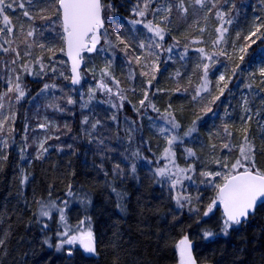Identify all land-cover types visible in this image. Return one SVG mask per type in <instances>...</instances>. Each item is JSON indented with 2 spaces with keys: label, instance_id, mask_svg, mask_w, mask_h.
Segmentation results:
<instances>
[{
  "label": "trees",
  "instance_id": "trees-1",
  "mask_svg": "<svg viewBox=\"0 0 264 264\" xmlns=\"http://www.w3.org/2000/svg\"><path fill=\"white\" fill-rule=\"evenodd\" d=\"M163 1L157 0L158 3ZM250 1L252 4L247 6L244 2H238L239 5L231 8V11L227 4L224 8L234 15L228 37L229 46L231 41L237 38L242 47H247V53L240 54L244 55L243 62L239 60L238 52L229 50L228 46L227 52L232 54L233 58L219 56L216 59L217 63L214 67L210 66L208 74L210 88L207 91L201 90L196 100H193V96L201 88L195 79L203 76L201 61L196 51L190 50L187 60L186 69L193 73V77L190 76L189 79L186 78V73L185 78L183 74L176 75L171 60L177 57L176 55L164 61L165 51L154 49L158 53V59H155L158 70L143 66L144 63H151L154 57L149 56L145 61L141 56V64H137L133 59L131 64L135 68L134 77L129 80L123 71L125 69L123 64L134 55L133 50L137 55L147 51L136 48V43L140 40L145 44L149 43L152 34L143 25H136L135 31L129 32V36L132 37L129 40L130 56H125L124 52L119 50L122 45H119L114 54L112 66L115 68L114 74L129 82V84L124 82L126 91L124 90L123 94L128 100L124 104L123 113L134 116L143 110V107L137 106V101L141 100L145 82L155 76L149 88L152 90L154 84L156 86L152 100L160 111L167 109L173 113L180 125V136L191 128L193 121L196 120V131L186 136L187 138H181L182 142L177 141L172 147L177 161L195 169L191 174L192 179L183 188V194L193 198L191 207H198L200 212L189 211L190 206L187 204L179 207L174 199L179 192L170 187L167 179L156 175V170L166 164L164 159L154 162L155 157L150 151L158 153L157 147H162L163 139L155 135L143 120V123H140L142 137H139L137 142L133 140L129 147L124 138L126 133L121 130L115 131L110 126L108 116L104 115L106 110L99 103L101 101L99 92L94 87L95 94L90 93L89 100V110L93 111H89V137L82 133L85 134L83 141H74L71 151L52 153L41 162L36 160L29 162L24 152L19 156L10 150L4 153L7 159L0 161V239L4 240V244L0 246V264H178L177 245L184 236L192 242V254L197 264H264V205L260 204L246 222L233 226L228 234L224 235L221 230L223 214L219 203L212 213L203 216L216 192L212 185L201 183L205 178L200 176L201 171L210 170L208 162L213 156L218 155L222 163L227 160V164H231L228 157L230 150L222 149V144L229 143L233 155L236 154L235 150L238 152L240 142L244 138V124L241 120L244 115L241 117L238 115L240 102L238 97L231 100L229 98L231 94L225 90L224 95L210 105L212 112L204 113L201 108L207 106L215 96L220 95L215 89L216 73L219 68H224L228 77L232 75L231 70L236 64L239 63L241 69L244 65L254 62L257 56L264 57V35L261 34L264 33V29L257 35L260 39L251 47L248 44L252 40L247 42L248 44L243 43L248 34L246 29H255L252 25L253 21H256L255 18H264V0ZM104 2L107 3L109 0ZM110 2L114 10H106L104 13L105 27L110 32L119 31L123 34L125 29L132 28L128 24L129 20L147 21L146 18L151 15L148 12L146 18H140L132 13L137 0ZM170 2L174 5L172 11L168 14L167 21L161 22V25H166L168 29L164 41L161 42L163 48H166L165 44L172 43V40L178 41L179 45L193 44L192 38L199 30L198 22L206 21L202 9L189 4V0H184L187 12H182L175 7L176 0ZM142 5L141 2V7ZM16 12V17H13L16 27L22 28L23 32L26 28H38L37 22L23 16L21 9H17ZM213 12L215 11L209 12L208 22L216 23ZM30 13L34 14L31 11ZM254 13L257 16L255 15L253 19ZM195 14L197 20L193 22L192 17H195ZM238 14L248 15L251 17L250 21L240 23ZM162 16L159 15L155 22H159ZM121 25H124L123 29ZM39 26L44 30V27ZM48 26L55 34L54 49H57V35L59 49L63 48L62 31L58 22ZM234 26H237L239 31H236ZM41 36L42 43L44 39L49 40L46 33ZM201 37H205V34L202 33ZM112 39L115 40L114 35ZM40 52L47 51L40 49ZM107 55L100 57L95 53H88L83 69L87 70L88 61L99 67L98 61L102 58L104 60ZM46 57L47 54H44V58ZM96 77L100 78L99 73L97 71L93 73L89 65V81ZM254 100L257 101V98ZM73 107L75 112L78 111L77 105ZM135 107H138L139 111H136ZM197 116L201 118L197 120ZM93 124H96L95 128L92 127ZM226 127L232 133L230 137L225 132ZM80 129H77L76 125L74 133ZM249 129V139L255 145V167L264 170V139L260 137L261 128L253 119ZM106 131L110 135L105 133ZM188 149L194 154L190 155ZM116 165L120 166L119 172L114 171ZM133 165L135 172L132 171ZM214 182L223 181L222 178L219 180L214 178ZM69 196L78 201L80 198L89 201L88 206L75 204L72 210L75 209L73 211H76L78 217L83 216L84 210L89 212L97 249L94 256L87 255L81 248H76L69 256L65 249L57 250L54 247V239H51L53 245L51 247L44 243L47 235L52 233L53 224L46 230L43 227L45 223L37 222V208L40 205L38 201ZM196 197H199L198 201ZM118 205H122L123 210ZM205 231H211L215 235L205 239L203 238Z\"/></svg>",
  "mask_w": 264,
  "mask_h": 264
},
{
  "label": "snow or ice",
  "instance_id": "snow-or-ice-1",
  "mask_svg": "<svg viewBox=\"0 0 264 264\" xmlns=\"http://www.w3.org/2000/svg\"><path fill=\"white\" fill-rule=\"evenodd\" d=\"M141 2L143 3V7H141ZM25 3L29 5L30 8L36 10V14H30V11L25 8ZM157 3V0H137V4L132 8V13L136 17L144 18L148 14L151 9V5ZM194 3L200 5L201 8L205 9L207 12H211L212 9H217L216 16L221 21L220 27L216 28V32L218 33L217 39L213 41L214 45H219L221 43H227L226 34L229 29L225 25H231L232 19L230 12L225 13L220 10L223 4H232L235 7L233 0H194ZM173 3L167 2L166 5H162L151 9L153 15L157 13L163 12L162 16L163 21H167L168 14L171 13L173 8ZM23 9V16L27 17L30 21H34L35 19H40L41 21H54L58 22L59 27L62 29V39L66 45V55L71 59V72L72 75L70 77L71 83L73 85L80 84L81 82V72L79 71V67L81 62L83 61V53H95L97 56H104L105 53L108 55L105 57V65L99 71L102 77H107L110 79L116 86V93L119 95L120 99H124V95L122 90L119 89V81H116L112 76V65L114 54L119 45H123V48L119 50L124 52L125 56H128V51L131 48L129 44V40L132 39L129 36V32L135 31L136 25H143L144 28L147 29L148 32L152 33V38L149 43L145 44L144 41L140 40L136 43V48L140 50L147 51L141 52V54H135V50H133L134 55L128 58V63L134 61L137 64H141V56L144 57V60L147 61L149 56L154 57L151 63H144V67L153 68L158 70V67L155 64V59H158V53L154 51V49H163L164 51L171 53L173 48L179 43L170 45L167 48H163L161 42L165 39L166 31H168L166 25L161 26L160 23L153 24L151 20L145 21L144 19H131L128 21V24L132 26L131 29H125L124 33L121 34L119 31L110 32L108 28L105 27V11H113V5L109 2L105 3L104 0H0V18H2L3 26L0 27V37L6 36L13 32L12 21L7 14L9 10L12 13H15L16 8ZM175 7L182 11L187 12V8L184 7V0H176ZM228 16V19L225 17ZM55 18V20H54ZM256 21H259L258 23ZM256 21H254L255 29L254 31H250L249 36L245 37L246 40L250 39L253 36H256L257 39L260 37L257 36V33H261V29H264V18L257 17ZM122 29L124 25L120 26ZM38 30L35 28H31L27 32V36L31 37ZM203 31V29H201ZM264 35V33H261ZM113 35L115 36V40L112 39ZM255 43V40L251 41ZM3 43L11 45L10 39H4ZM250 46V45H248ZM31 47V45H29ZM39 47L51 55L48 57L49 61L52 62V66L49 68L43 61V58L38 59L35 63L40 65L38 71H34L28 64L22 66L23 71L28 75L33 76H42L47 75V71H51L56 73L58 71L55 66V49L54 47H46L44 44H40ZM188 46L185 45V51L180 54V58L184 59L187 54ZM235 48V46H234ZM0 50L4 52L15 51L11 48H4L3 44H0ZM60 51L64 52L65 49L61 48ZM196 51L200 54L201 65L203 68V85L201 89H198L196 95L193 96V100H196L200 95V91H207V85L209 83L208 74L210 70V66L214 67L217 63L216 56H224L227 59H232V54H229L226 49H220L217 53L207 54L203 48H198ZM240 53H247V47H241L238 49ZM19 56V53H17ZM207 59L211 62V65L208 63H203V60ZM239 60L243 62L244 55L239 56ZM13 64L16 63L15 60L12 61ZM201 65H198L200 67ZM238 70H240V64H236L234 68H232V75L228 76L226 80L225 74H220L218 80L216 81V87L219 90L220 95L215 96L211 101H209L208 105L201 108V111L204 113L212 112L211 104L215 103V101L220 99V96L224 95L225 90L229 88V81H231L233 76L238 75ZM11 72H15V69H11ZM93 73H95L96 69H92ZM259 77L261 78L259 82L256 81L255 76L256 73H249V80L251 81L249 84L245 85L248 89L252 90L254 87L258 88L261 92H264V66L258 69ZM147 75V73H142ZM60 75H64L63 72ZM179 75V72H177ZM3 78V77H0ZM69 77H65L68 79ZM155 79V76H152L151 79L148 80V85L151 86L152 80ZM221 82H223V86L221 87ZM6 83L8 85L7 90L0 94V109H3L4 105L2 103L5 96L8 93L15 92L17 93L16 99L19 101L25 97V87L22 86V76L16 75L14 79L12 77H8L6 79ZM56 87L55 85H49L47 83L44 84L41 89V93L46 92L50 88ZM97 89L103 90L108 94H113V88L109 86L108 83H105L102 79L97 84ZM92 95L95 94L96 89L89 90ZM134 91V89H133ZM230 91V90H229ZM148 101V106L152 107L154 111L159 112L158 109L155 108V105L151 103L149 100L148 91L144 92V97L139 101L141 107H145V102ZM67 104H74L75 101L69 96L67 97ZM249 98L247 96L243 97V110L246 115L241 117V120L244 124L243 132L244 138L243 143L239 146L240 158H238L235 163L231 165L229 168L226 160L222 163L220 159L215 160V163L221 164V166L225 169H228L226 172H211V171H201L200 176L205 179L201 181V183H205L208 185H212L215 189L216 195L212 199V201L207 205L206 209L203 212V216H208L213 212L214 208L219 203L223 206V221H222V232L224 235H227L229 230L233 228V226H239L242 223L246 222L248 217L255 213V210L258 206V203L264 205V170L258 169L255 167V145L249 139V124L253 120L254 116H259L260 112L257 111L255 113L252 112V109L248 107ZM122 106V105H121ZM50 107H56L59 109L58 105H50ZM113 107H117V105H113ZM63 110V109H59ZM139 111V109H136ZM161 118L167 125V127H162L161 133L170 132L175 133V130L179 129L180 125L177 123L173 113L169 110H165L162 114ZM201 117L197 116V120ZM8 117L0 119V133L4 130V125L8 121ZM14 119V116L11 118ZM115 119V117H113ZM83 123L87 124V117L84 118ZM99 123V121H97ZM196 120L193 121V126L189 128L184 135L190 136L193 132L196 131ZM46 124H41L39 127L44 128ZM67 127V125H65ZM93 128L96 127V124L92 125ZM264 128V126H262ZM226 134L230 137L232 135L231 132L228 131L227 127L225 128ZM180 141V137L177 134H172L167 139V143L169 145L168 148H165V159H168L171 155H174L171 151V146ZM7 141L0 138V161L7 159V156L4 154L3 149L7 147ZM45 142H41L38 145V153L37 159L41 158V156L48 151L47 148L44 147ZM215 148V145H213ZM231 145L229 143H223L222 149H229ZM23 151V149L21 150ZM190 155H193L191 149L187 150ZM138 155V153H137ZM173 164V167L176 168V171L173 172L171 169L165 165L162 168H158L156 170V175L160 177L167 178L171 184L170 187L172 189H176L177 185H182L184 179L191 180L192 177L187 175L189 172H194L195 169L191 166L187 169L179 168V166L175 165L174 161H170ZM242 169V170H241ZM115 172L120 171V166L116 165ZM132 171L135 172V165L132 166ZM107 175V173H106ZM221 177L222 183H215L214 178ZM27 177H25V180ZM23 182V181H22ZM70 187V186H69ZM71 194V192H69ZM176 203L179 207H184L185 204L189 205V211H193L196 213L200 212L198 207H191L193 198L188 195H177L174 197ZM197 201L199 197L195 198ZM40 204V208L38 211V220L40 223L43 217L51 218V212L55 209L59 212V219L61 222H64V210L63 208H57L54 202L49 201L45 203L44 201H38ZM67 206V202H65V207ZM118 207L123 210L122 205H118ZM85 221H80V225H83ZM43 227L47 228L48 225L44 224ZM65 231L57 232V236L60 238L58 244L56 245L58 250L64 249L65 245H76L83 249L86 253L95 254L97 249L95 245V239L93 236V232L90 230H83L79 226L75 229L69 228L67 224L64 225ZM215 234L211 231H205L203 233V238L207 239L213 237ZM44 243L48 244L49 247L52 245L46 239ZM4 244V240L0 239V246ZM179 256H180V264H197L196 259L192 254V242L189 240L187 236H184L179 240L178 245ZM67 253L69 256L72 255V249L68 248Z\"/></svg>",
  "mask_w": 264,
  "mask_h": 264
},
{
  "label": "rangeland",
  "instance_id": "rangeland-1",
  "mask_svg": "<svg viewBox=\"0 0 264 264\" xmlns=\"http://www.w3.org/2000/svg\"><path fill=\"white\" fill-rule=\"evenodd\" d=\"M168 0H164L162 3H154L151 5V8L154 9L156 7L166 5ZM235 8L239 3L244 2V4L247 6L251 3L250 0H233ZM239 2V3H238ZM189 4H194L198 9H202L203 15L206 18V21H199L198 22V31L195 33L196 35L193 36L192 38V43L191 45H187V54L185 55L184 59L180 58V54L185 51V45H179L177 44L176 47L173 48V51L171 53H168L165 51V54L163 55V60L168 61L173 55L177 57H173L172 62L174 63L175 67V73L177 75V72L180 74L184 75V78L186 76L187 79L190 78V76L193 75L192 72H188L186 69V66H188V58L190 56V50L196 51L198 48H203L205 50V53L207 54H213L217 53L220 49H228L227 47L229 46L228 37L230 34V27L231 25H225L228 27L229 31L226 34V39L227 43H221L219 45H214L213 41L217 39L218 33L216 32V28L220 27L221 21L218 19L216 14H214V19L217 20V22H208L209 20V12H207L205 9L201 8L200 5H197L194 3V0H189ZM252 4V3H251ZM227 6L233 8L232 4H227ZM143 7V5H142ZM25 8L28 9L31 12H34L33 15L36 14V10L33 8H30L27 3H25ZM194 8V7H193ZM192 8V9H193ZM225 4L220 8L221 11L228 13L230 12L229 10H225ZM20 9V8H16ZM24 11L23 9H21ZM151 10V9H150ZM149 10V13L151 14L149 18H146L148 20H151L153 24H156V20L158 16H162L163 12L157 13L156 15H153L152 12ZM204 10V11H203ZM212 11H215L213 13H216L217 9H212ZM9 15L10 20L12 21V26H13V32L11 34H8L6 36L0 37V44H3L4 48H11L14 49L15 51H8L4 52L3 50H0V94H3L7 90V83L6 79L8 77H14L16 75H21L22 76V86L25 87V97L23 99H20L17 101L16 96L17 93L11 92L8 93L7 96L4 97L2 103L4 105L3 109H0V119H3L5 117H8L7 123L4 125V130L2 133H0V138L3 140H6L7 147L3 149L4 153H7L9 150L13 151V153H16L18 156L21 155L23 152L26 154L28 157V161L32 162L34 160L41 162L43 159L46 157H49V155H52V153L61 151L64 152V150H67L68 152L71 151L74 147L73 143L76 140H81L83 141V137H85V134L89 137V111L93 112L91 109L89 110V100L91 98L90 94V89H93L94 87L97 89V84H98V77H96L93 81H89V65L90 68L93 69L95 68L96 71L100 75V80H104L105 83H108L110 87L113 88V94H108L104 92L103 90H98L99 96H100V106L103 107L106 112L104 115H107L109 118V122L111 123L110 126L113 127V130H121L122 132H125L124 138L125 142H127V145L131 147V142H137V139L139 137H142V126L140 123H146L150 130L154 132V134L159 135L162 140V147H157L158 153H153V151H150V153L153 155L154 162L157 163L160 159L165 160V164L169 169H171L173 172L176 171V168L173 167V164L170 161H174L175 165L179 166V168L187 169L190 166L185 165L174 157V155H171L168 159H165V148H168L169 145L167 143V139L170 137L172 134H177L181 138H187L184 135V132L182 136H180V129L175 130V133H170V132H164L161 133V128L162 127H167L163 119L161 118L162 114L164 111H160L158 109V106L156 105L155 101L152 100L153 94L155 92V84L152 88V90H149L150 86L148 85V82H145L144 85V92L148 91L149 94V100L151 101L152 104L155 105V108L159 110V112L154 111L152 107L148 106V101L145 102V107H143L139 113L135 114L134 116L128 115L123 113V107L126 101L128 100V97L124 95V99L121 100L119 95L115 94L117 90V86L107 77H102L100 74L99 69L103 68L105 65V59L103 58L98 61L99 67L95 66L92 62L89 63L88 61V68L87 70L82 69L81 70V82L79 84V87H73L70 83V72H69V66L68 62L65 57V53L60 51L59 49V42H58V35L56 36V46L57 49L55 50V66L57 67L58 71L56 73H53L51 71H47V75H42V76H33V75H28L23 71L22 66L25 64H28L34 71H38L40 68V65L35 63L36 60L43 58V61L46 65L49 66V68L52 66V62L49 61L48 57L50 56L49 53L47 52H40V44L46 45V47H54V37L55 34L52 30H50V25L51 23H54V21H41L40 19H35L34 21L37 22L38 24V31L34 33L33 36L29 37L27 36V32L30 29H25L23 32L22 28H18L14 25L13 17H16L17 12L12 13L11 10L7 13ZM31 14V13H30ZM23 15V14H22ZM254 16L257 14L254 13ZM195 17H192V21L196 22L197 20V15H194ZM229 17L226 16L225 19H228ZM237 18L240 19V23L242 22H248V20L251 18L248 15H237ZM231 19L234 20V15H231ZM256 19V18H255ZM40 20L41 22H39ZM250 21V20H249ZM22 22V21H21ZM20 22V23H21ZM163 22V20L160 18L159 22ZM257 22V21H256ZM43 23V24H41ZM211 25H210V24ZM254 23V21H253ZM41 25L44 27V30L40 28ZM254 26V24H252ZM2 18H0V27H2ZM23 26V25H22ZM162 26V25H161ZM235 27V26H234ZM255 27V26H254ZM237 28V29H236ZM203 29V31H201ZM236 31H239V28L236 26L235 27ZM249 29L247 28V35L245 37L249 36L250 31H254V29ZM62 31V29H61ZM245 32V30L243 31ZM43 33H46L47 38L49 40H45L42 43V36ZM205 34V37H201V34ZM63 35V33L61 32ZM258 35V33H257ZM62 37V36H61ZM209 39H208V38ZM256 36L251 37L250 39L243 40L244 44H248L250 40H259L255 38ZM260 37V36H259ZM152 38V34L150 35V40ZM4 39H10L11 40V45L3 43ZM63 40V39H62ZM114 40V39H113ZM248 42V43H247ZM176 44V40H172V43L170 42L169 44H165L166 48L170 45ZM242 43L237 41V38H234L229 46V50H234L238 52V55L240 56V52L238 51L239 48H241ZM31 45V47H29ZM250 47L253 45V43H249ZM235 46V48H234ZM123 48V45L121 46ZM63 48H64V41H63ZM163 50V49H162ZM197 52V51H196ZM17 53H19V56H17ZM198 53V52H197ZM44 54H47V57L44 58ZM88 53L84 54V64L86 62V57ZM107 55V53L104 54V56ZM199 59H200V54ZM128 56L129 52H128ZM102 57V56H100ZM132 57V56H131ZM219 56H216V59ZM177 58L179 60L177 61ZM194 58V57H193ZM192 58V59H193ZM90 59V57H89ZM15 60L16 63L13 64L12 61ZM127 63H124L125 69L123 70L125 72L126 77L130 80V78L133 76L134 77V67L133 65H129L128 59L126 60ZM196 62L197 60L194 59ZM201 61V59H200ZM204 61V60H203ZM159 62V60H158ZM156 62V63H158ZM205 62L208 64H211L210 61L205 59ZM204 62V63H205ZM157 65V64H156ZM102 66V67H101ZM113 66V65H112ZM264 66V57L257 56L255 58V61L251 62L249 65H244L243 68L240 69V72L236 76L234 80L229 81V88L226 89V91L231 94L230 99L234 100L239 98V117L242 115H246L244 110H243V97L247 96L249 98V104L248 107L252 109V112L255 113L257 111L260 112L259 116H254V121L259 124L261 128V139H264V92H261L258 88H253L252 90L248 89L245 85L249 84L251 81L249 80V73H256L255 79L257 82L261 79L259 77L258 69L260 67ZM84 67V66H83ZM202 68V66H201ZM11 69H15V72H11ZM115 68H112V76L115 78L116 81H119V89L122 90V92L126 88L124 87V82L129 84L128 81L124 80L122 77H117L116 74H114ZM203 71V68H202ZM63 72L64 75H60V73ZM186 73V75L184 74ZM225 74L226 80L228 79L226 75V71L224 68H220L218 72L216 73V81L219 78L220 74ZM240 75V76H239ZM65 77H69L68 79H65ZM193 77V76H192ZM209 80V79H208ZM195 81L198 84V87L201 88L203 85V76H198ZM216 81H215V89L219 92L218 88L216 87ZM90 82V85H89ZM195 82V85H196ZM47 83L49 85H55L56 87L50 88L46 92L41 93V89L43 88L44 84ZM221 87L223 86V82H221ZM194 87V84H193ZM261 87H264L262 85ZM210 88V81L207 85V90ZM130 89V88H129ZM230 90V91H229ZM144 92L142 94L141 99L144 97ZM71 97L75 103L74 104H67V97ZM223 96V95H222ZM221 96V97H222ZM254 98H257V101L254 100ZM140 101V100H139ZM139 101H137V106L140 105ZM129 102V101H128ZM229 102V101H228ZM50 105H58L59 110L56 107H50ZM74 105H77L78 111L75 112V108L73 107ZM113 105H117V107H113ZM122 105V106H121ZM141 106V105H140ZM138 108V107H137ZM135 107V110L137 109ZM231 109V108H230ZM237 110V109H236ZM234 111V108H233ZM155 113V114H153ZM14 116V119H11ZM87 117L88 123L85 124L83 123L84 118ZM115 117V119H113ZM41 124H46L47 126L44 128L39 127ZM67 125V127L65 126ZM77 125V129L81 128L78 132L74 133V128ZM144 126V125H143ZM110 128V127H109ZM111 129V128H110ZM112 130V129H111ZM85 133V134H82ZM99 132H97L98 134ZM105 133L109 134L108 131ZM110 135V134H109ZM131 138V141H130ZM100 140V138H99ZM123 140V138H121ZM41 142L44 143V147L48 149L46 153H44L41 158L37 159V153H38V145ZM68 143V144H67ZM243 143V140H241L240 145ZM67 144V145H66ZM23 149V151H21ZM171 151L173 152V147L171 146ZM236 154L232 155V149H230V152L228 157L229 160H231V164H229V168L235 161L240 158V152L238 149ZM219 156L217 155L216 157L213 156L210 158V161L208 162V166L210 167L211 172H226L228 169L223 168L222 166L219 167L220 164L215 163V160H217ZM227 161V160H226ZM165 166V165H164ZM242 170V169H241ZM192 172L187 173V175L191 176ZM165 178V177H164ZM217 180H219L221 177H215ZM167 179V178H165ZM168 180V179H167ZM168 182L171 184V182L168 180ZM190 180L184 179L182 182V185H177L176 191L179 192V195H184L183 194V188L186 184H188ZM84 199V198H83ZM82 198L79 199V201L74 198L70 197L69 198H51V199H46L43 200L45 203L52 201L55 203L57 208H63L64 210V217L65 220L64 222H61L59 219V212L57 210H53L51 212V218L48 217H43L40 218L41 221L45 224L48 225V228L50 225L52 228V233L49 236L47 235V240L51 244V239H54V247L57 249L56 245L59 242V237L57 236V232L60 231H65L64 225L67 224L69 228L75 229L77 226H79L81 229L87 231L90 230L93 232V224L92 220L89 217V212L83 211V216L78 217L76 215V211L72 206L75 204H80L81 206L85 207L89 205V201L87 199L83 200ZM65 202H67V206L65 207ZM40 205L37 208V214L39 211ZM38 217V215H37ZM85 221L83 225H80V221ZM47 230V228H45ZM52 245V244H51ZM53 246V245H52ZM71 248L72 252L76 248H81L79 244L76 245H65L64 249L65 251ZM82 249V248H81ZM58 250V249H57ZM83 250V249H82ZM67 252V251H66ZM178 264H180V256L178 260Z\"/></svg>",
  "mask_w": 264,
  "mask_h": 264
},
{
  "label": "water",
  "instance_id": "water-1",
  "mask_svg": "<svg viewBox=\"0 0 264 264\" xmlns=\"http://www.w3.org/2000/svg\"><path fill=\"white\" fill-rule=\"evenodd\" d=\"M64 49H65V51H64V53H65V57H66V60H67V62H68V66H69V72H70V77H71V75H72V72H71V59L66 55V45H65V43H64ZM83 65H84V61H82L81 62V64H80V67H79V71L81 72V69H82V67H83ZM70 82H71V79H70ZM72 84V83H71ZM73 85V84H72ZM77 85H79V84H77ZM77 85H73V86H77ZM260 205V203H258V206ZM257 206V207H258ZM220 209H221V211H222V214H223V206L222 205H220ZM251 216V215H250ZM249 216V217H250ZM248 217V218H249ZM89 256H94L95 254H92V253H87Z\"/></svg>",
  "mask_w": 264,
  "mask_h": 264
},
{
  "label": "bare ground",
  "instance_id": "bare-ground-1",
  "mask_svg": "<svg viewBox=\"0 0 264 264\" xmlns=\"http://www.w3.org/2000/svg\"><path fill=\"white\" fill-rule=\"evenodd\" d=\"M236 22V21H235ZM218 70H220V68L218 69ZM218 70H217V72H218ZM216 81V80H215Z\"/></svg>",
  "mask_w": 264,
  "mask_h": 264
}]
</instances>
